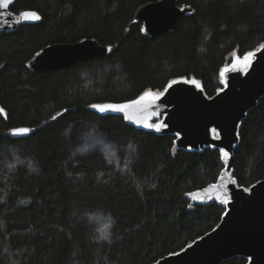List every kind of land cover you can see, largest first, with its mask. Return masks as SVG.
<instances>
[{"label": "trees", "instance_id": "1", "mask_svg": "<svg viewBox=\"0 0 264 264\" xmlns=\"http://www.w3.org/2000/svg\"><path fill=\"white\" fill-rule=\"evenodd\" d=\"M156 1L13 6L43 20L0 35V107L7 115H0V264H155L221 223L225 203L186 197L218 182L226 167L220 149L182 150L176 135L137 129L91 106L159 94L183 78L198 80L214 97L232 58L264 45V0H187L194 15L150 39L135 16ZM85 38L115 49L61 70L26 68L46 46ZM23 127L32 133L11 136ZM239 137L234 176L248 190L264 180V97ZM247 263L237 257L223 264Z\"/></svg>", "mask_w": 264, "mask_h": 264}, {"label": "water", "instance_id": "2", "mask_svg": "<svg viewBox=\"0 0 264 264\" xmlns=\"http://www.w3.org/2000/svg\"><path fill=\"white\" fill-rule=\"evenodd\" d=\"M16 1L10 0L8 9L0 8V35L40 24L43 20L34 10L15 13L12 8ZM186 2L158 0L141 7L136 13L135 22L141 25L142 35L151 39L172 33L180 19L194 15L193 8ZM24 12H35L40 19L25 20L22 17ZM114 49L113 46H102L97 40L86 38L74 44H51L36 52L26 63V68L33 74L61 70L94 58H107ZM254 53L247 66L245 55L235 60L231 67H226L227 72L224 71L226 68L222 71L223 88L214 97L207 96L198 80L195 81L199 87L184 82L192 80L183 78L177 79L179 82L167 92L164 90L160 93L159 99L146 100L125 112H103L121 116L128 125L137 129H152L158 135H176V146L182 150L202 151L215 147L229 153L227 162L223 158L226 168L222 172V175H227L226 197L217 192L205 194L204 189L186 196L192 203L204 205L227 198L229 203L226 204L227 211L221 223L182 252L155 264H223L237 257L247 259V264H264V180L247 190L238 185L233 169L241 123L264 97V48ZM0 115L7 119L4 109ZM129 115L133 119H127ZM156 120L166 127L157 130L156 127L144 126ZM213 129L218 132L219 138L213 136ZM13 130L11 136L16 139L32 133L30 129L29 133L17 136ZM233 180L235 183H232ZM195 193L200 194L199 199L194 197Z\"/></svg>", "mask_w": 264, "mask_h": 264}, {"label": "snow or ice", "instance_id": "3", "mask_svg": "<svg viewBox=\"0 0 264 264\" xmlns=\"http://www.w3.org/2000/svg\"><path fill=\"white\" fill-rule=\"evenodd\" d=\"M9 2H10V0H0V8L8 9L9 8ZM22 17L25 20H38V19H40V17L35 12H24V13H22ZM261 48H264V45H262ZM254 55H255L254 52L247 53V55L244 57L245 66H247V61L251 57H253ZM224 71L227 72L228 69L226 68ZM223 75H224V72L221 73V76H223ZM178 82L179 81H176V80L170 81L165 87V92H167L169 89H171ZM184 82L192 83V84L196 85L197 87H199V85L197 84V82L195 80H192V81H187L186 80ZM160 95H162V94L154 95L152 92L147 91L143 95H141L139 97V99L133 100L130 103H124V104H100V105H92L91 107L96 108L101 113L106 112V111L125 112V111L133 108L134 106L141 105L146 100L151 101V100L159 99ZM2 111H3V109H0V112H2ZM126 118L129 119V120L133 119V117L131 115L127 116ZM53 119H55V117H53ZM144 126L145 127H149V128L156 127L157 130H159L160 127H162V126L166 127V125H159V124L158 125L145 124ZM212 131L215 132L216 130L213 129ZM29 132H30V129H28V128H17V129L13 130V134L17 135V136H22V135H25V134H27ZM221 152H222L223 158L225 159V162H227V160L229 158V153L227 151L223 150V149H221ZM226 180H227L226 173L224 175H220L219 176L220 183H214V184L209 185V187L207 189L203 190L204 193L210 195L212 192H217L220 195H224L226 197V192L224 191L225 187H226ZM232 183H235V181L233 180ZM193 195L197 199L200 198V194L199 193H195ZM222 202L227 204V203H229V200L227 198H225V199H223ZM103 238H107L106 235Z\"/></svg>", "mask_w": 264, "mask_h": 264}, {"label": "rangeland", "instance_id": "4", "mask_svg": "<svg viewBox=\"0 0 264 264\" xmlns=\"http://www.w3.org/2000/svg\"><path fill=\"white\" fill-rule=\"evenodd\" d=\"M237 59H239V58H237V57H233L232 58V60H231V63H230V65H228L227 66V68L228 67H231V65L234 63V61L235 60H237ZM155 94V93H154ZM160 94V93H159ZM155 95H158V94H155ZM160 122V120H156L155 122H152L151 124L152 125H156V124H158ZM152 128H154V127H152ZM215 137L216 138H219V134H218V132L217 131H215ZM91 138H93V145L92 146H97V147H100L99 145L101 144L96 138H94V137H91ZM95 141V142H94ZM99 142V143H98ZM226 168V167H225ZM98 218H100V217H98ZM96 222V221H95ZM96 224H99V226H100V228H99V230L101 229V230H103V232H104V230L106 229V223L104 224V222H103V220L102 219H99V221L97 220V222H96ZM103 227V228H102ZM106 231V230H105Z\"/></svg>", "mask_w": 264, "mask_h": 264}, {"label": "bare ground", "instance_id": "5", "mask_svg": "<svg viewBox=\"0 0 264 264\" xmlns=\"http://www.w3.org/2000/svg\"><path fill=\"white\" fill-rule=\"evenodd\" d=\"M215 132H213V136L215 137V134H214Z\"/></svg>", "mask_w": 264, "mask_h": 264}]
</instances>
